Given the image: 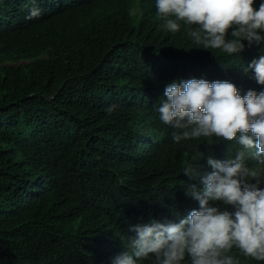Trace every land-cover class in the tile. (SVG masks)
<instances>
[{
  "label": "trees",
  "instance_id": "obj_1",
  "mask_svg": "<svg viewBox=\"0 0 264 264\" xmlns=\"http://www.w3.org/2000/svg\"><path fill=\"white\" fill-rule=\"evenodd\" d=\"M26 4L0 0V264H111L131 225L199 207L185 166L208 171V156L240 147L174 142L182 130L156 110L166 86L204 78L264 90L244 71L264 52L199 48L184 25L164 29L155 0H36L33 19Z\"/></svg>",
  "mask_w": 264,
  "mask_h": 264
},
{
  "label": "clouds",
  "instance_id": "obj_2",
  "mask_svg": "<svg viewBox=\"0 0 264 264\" xmlns=\"http://www.w3.org/2000/svg\"><path fill=\"white\" fill-rule=\"evenodd\" d=\"M28 4L26 19L38 17L36 0ZM155 6L165 30L177 33L184 25L199 48L216 56L215 50L240 55L254 45L264 52V0H155ZM244 71L264 85V54ZM158 102L159 119L182 130L174 142L216 137L240 147L226 159L208 156V171L185 166L183 173L198 181L185 184V194L199 207L175 220L131 225L128 251L111 264H242L239 256L264 262V90L241 95L229 80L182 79L167 85Z\"/></svg>",
  "mask_w": 264,
  "mask_h": 264
}]
</instances>
